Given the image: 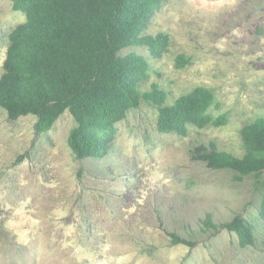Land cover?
<instances>
[{
	"label": "rangeland",
	"instance_id": "obj_1",
	"mask_svg": "<svg viewBox=\"0 0 264 264\" xmlns=\"http://www.w3.org/2000/svg\"><path fill=\"white\" fill-rule=\"evenodd\" d=\"M25 19L13 0H0V76L9 34ZM139 37L154 44L121 55L144 61L141 91L156 86L173 105L208 90V113L226 124L161 132L156 108L141 102L116 123L107 155L77 159L68 111L37 133L36 116L11 120L0 107V264H264L257 177L237 179L193 158L210 142L242 157L240 130L264 117V0H162ZM235 217L252 225L251 245L225 228L206 229V219ZM171 233L192 245L174 244Z\"/></svg>",
	"mask_w": 264,
	"mask_h": 264
},
{
	"label": "trees",
	"instance_id": "obj_2",
	"mask_svg": "<svg viewBox=\"0 0 264 264\" xmlns=\"http://www.w3.org/2000/svg\"><path fill=\"white\" fill-rule=\"evenodd\" d=\"M162 0H13V9L25 13V22L15 26L8 37L3 73L0 76V107L7 117L37 118V133L49 130L65 111L75 125L67 143L77 159L107 155L116 123L141 102L157 110L156 125L161 132L185 134L187 126L199 128L226 124L225 115L208 113L213 97L198 88L164 105L165 94L156 86L141 91L146 77L144 61L121 50L130 45L154 44L150 37L137 38L150 12ZM145 5L144 14L132 18ZM242 157L219 151L213 142L195 148L194 159L210 169H230L243 176L257 177L264 192V117L240 130ZM258 184V185H259ZM261 216L264 219V195ZM206 229L225 228L234 232L241 247L253 243V227L241 217L216 225L205 220ZM205 229V230H206ZM174 244L192 245L171 233Z\"/></svg>",
	"mask_w": 264,
	"mask_h": 264
}]
</instances>
